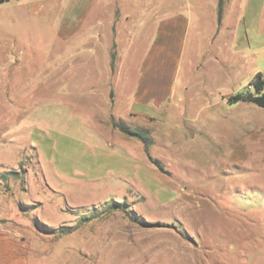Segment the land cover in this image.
<instances>
[{
    "label": "rangeland",
    "instance_id": "1",
    "mask_svg": "<svg viewBox=\"0 0 264 264\" xmlns=\"http://www.w3.org/2000/svg\"><path fill=\"white\" fill-rule=\"evenodd\" d=\"M178 13L165 99L134 101ZM262 94L264 0L0 3V264H264Z\"/></svg>",
    "mask_w": 264,
    "mask_h": 264
},
{
    "label": "crops",
    "instance_id": "2",
    "mask_svg": "<svg viewBox=\"0 0 264 264\" xmlns=\"http://www.w3.org/2000/svg\"><path fill=\"white\" fill-rule=\"evenodd\" d=\"M113 1L117 3V0ZM156 25V37L142 60L137 80L131 89V96L137 102H157L165 99L164 90L170 82L168 76L171 70L167 71L164 62L169 54L175 57V62L179 59L189 21L185 15L178 13L159 20ZM17 249L14 241L0 240V252L7 261L11 260L13 251Z\"/></svg>",
    "mask_w": 264,
    "mask_h": 264
},
{
    "label": "trees",
    "instance_id": "3",
    "mask_svg": "<svg viewBox=\"0 0 264 264\" xmlns=\"http://www.w3.org/2000/svg\"><path fill=\"white\" fill-rule=\"evenodd\" d=\"M220 8H219V16L218 19H220ZM256 88L258 91H260L262 89V81H258L256 83ZM244 97L242 95H236V96H231L230 99H234V100H240L243 99ZM249 101H252L256 104H258L259 106H264V94H262L261 96H251V97H246Z\"/></svg>",
    "mask_w": 264,
    "mask_h": 264
},
{
    "label": "flooded vegetation",
    "instance_id": "4",
    "mask_svg": "<svg viewBox=\"0 0 264 264\" xmlns=\"http://www.w3.org/2000/svg\"><path fill=\"white\" fill-rule=\"evenodd\" d=\"M8 1H10V0H8ZM8 1H6V0H3V1H0V3H4V2H8Z\"/></svg>",
    "mask_w": 264,
    "mask_h": 264
},
{
    "label": "water",
    "instance_id": "5",
    "mask_svg": "<svg viewBox=\"0 0 264 264\" xmlns=\"http://www.w3.org/2000/svg\"><path fill=\"white\" fill-rule=\"evenodd\" d=\"M0 1H3V0H0ZM6 1H8V0H6Z\"/></svg>",
    "mask_w": 264,
    "mask_h": 264
}]
</instances>
